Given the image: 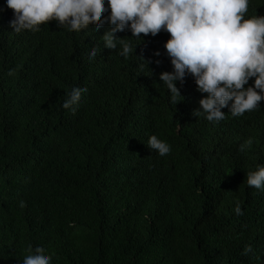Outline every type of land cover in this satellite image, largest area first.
Listing matches in <instances>:
<instances>
[{"label": "trees", "instance_id": "obj_1", "mask_svg": "<svg viewBox=\"0 0 264 264\" xmlns=\"http://www.w3.org/2000/svg\"><path fill=\"white\" fill-rule=\"evenodd\" d=\"M251 15L264 0H250ZM12 18L0 0V264L37 245L52 264H264V192L246 182L264 164V101L212 123L192 115L202 94L191 76L169 102V33L131 39L125 58L103 46L108 25L68 32L53 20L16 34ZM73 86L87 91L70 111ZM153 134L170 154L151 151Z\"/></svg>", "mask_w": 264, "mask_h": 264}, {"label": "clouds", "instance_id": "obj_2", "mask_svg": "<svg viewBox=\"0 0 264 264\" xmlns=\"http://www.w3.org/2000/svg\"><path fill=\"white\" fill-rule=\"evenodd\" d=\"M13 10L9 22L11 32L25 30L39 32L41 25L55 20L57 27L68 32H81L92 24L93 31L108 25L101 37L103 46L118 51L121 57L134 54L131 39L169 33L164 43L171 71H162L159 81L167 87L169 102L180 103L177 82L183 84L191 76L196 90L202 94L199 108L192 115L212 123L226 118L228 108L232 117L258 110L264 101V15L246 18L250 0H5ZM107 13V15H105ZM130 31L131 37L120 38L117 32ZM97 47L88 50L89 60L96 57ZM155 55L159 56L157 51ZM139 58L143 72L147 62ZM159 63V61H157ZM14 70L9 71L13 75ZM252 81L250 84L249 81ZM84 86H73L62 107L75 111L79 107ZM249 136L240 146L245 153L253 146ZM147 145L163 157L171 152V145L153 134ZM248 187L264 192V164L246 172ZM19 206L25 207L20 201ZM236 215H243L239 203ZM251 247L245 253H252ZM19 264H52V256L41 245L29 246L19 257Z\"/></svg>", "mask_w": 264, "mask_h": 264}]
</instances>
